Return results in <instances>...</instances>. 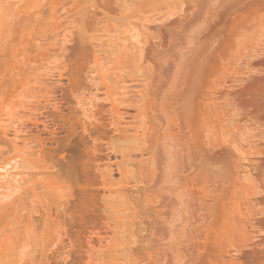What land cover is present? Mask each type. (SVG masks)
Segmentation results:
<instances>
[{
	"label": "rangeland",
	"instance_id": "374dc122",
	"mask_svg": "<svg viewBox=\"0 0 264 264\" xmlns=\"http://www.w3.org/2000/svg\"><path fill=\"white\" fill-rule=\"evenodd\" d=\"M51 1L0 0L1 39L38 56L12 108L19 77L0 67V134L30 154L0 144V207L26 192L20 229L31 212L20 264H264L248 219L264 209V87L246 93L264 78V0ZM190 88L210 134L185 117Z\"/></svg>",
	"mask_w": 264,
	"mask_h": 264
},
{
	"label": "bare ground",
	"instance_id": "6f19581e",
	"mask_svg": "<svg viewBox=\"0 0 264 264\" xmlns=\"http://www.w3.org/2000/svg\"><path fill=\"white\" fill-rule=\"evenodd\" d=\"M53 1V0H52ZM51 1V2H52ZM221 1V0H220ZM223 1V0H222ZM220 2V3H223V2ZM232 1V0H231ZM234 1V0H233ZM262 2V1H261ZM57 5V3L55 4ZM62 6V5H61ZM53 2L51 3V10L53 9ZM251 10H253V8H250ZM54 11V9H53ZM56 12V10H55ZM243 21V20H242ZM239 22V21H238ZM237 22V23H238ZM241 22V21H240ZM239 22V23H240ZM243 24V23H241ZM239 24L238 26H236L237 28L241 27L242 25ZM201 25V24H200ZM202 27V26H201ZM236 28V29H237ZM7 32V30H6ZM20 36H24L25 33L23 34L22 31H20ZM3 34V33H2ZM5 36L2 37L3 38H6V40H8L9 38V35L7 33L4 32ZM10 34V32H9ZM20 37V38H21ZM1 39V37H0ZM1 39V40H2ZM4 40V39H3ZM5 41V40H4ZM10 41V40H8ZM3 42V41H1ZM6 42V41H5ZM12 41L10 42H7L5 44H3V49H1L0 53L2 52V54H0L2 57V61H0V67H2L5 71V73L7 75H9L10 78L14 77V76H17L19 77L18 81L11 87L7 90V92L5 93V97H6V101L9 99V101H7V104L5 103V100L2 99L1 100V105H3L4 107H6L7 105L8 106H13V104L11 105L10 103H12V100L17 97L20 99V96L22 97L23 95H27V94H30L29 92L31 91V89L28 87L27 88V85L30 86L28 83L29 80H27V78H25L23 75H24V71L22 69L23 66H29L27 64H32L34 63V60L36 58H38V56L34 59H31L30 62L29 61V58H25L26 56L24 55L25 52H23L22 50L18 49L19 47V43H11ZM5 45V46H4ZM1 46V45H0ZM2 48V47H1ZM49 56V55H48ZM19 57V58H18ZM29 68V67H27ZM25 69V68H24ZM31 69V68H30ZM13 70H15V75H13ZM28 70V69H27ZM26 72V71H25ZM262 80V79H261ZM258 83V82H257ZM257 87V88H256ZM263 88L264 87V78L261 82H259L257 85H252L250 87H248V91L246 92L248 95H253V92L255 89H258V88ZM27 88V89H26ZM30 89V90H29ZM263 90V89H262ZM261 89L259 91H262ZM256 93V92H255ZM260 93V92H259ZM32 94V93H31ZM251 95V96H252ZM260 96V94H259ZM186 100H185V117L187 118V121H189V123L193 122L194 120H196L197 118L199 119V117L201 116V122H200V125H201V128L204 132H206L207 134H210L211 133V128H212V113H213V109L210 105V103L207 101L203 104L202 108H200L202 111H200L197 106V104L195 105V102H194V98H193V91L192 89L190 88V91L188 93V95L186 96ZM255 97V96H254ZM254 97H251V102L249 100V104H254L255 107H256V104L254 102V100L252 98ZM8 98V99H7ZM250 98V97H249ZM257 98V97H256ZM260 98V97H259ZM12 99V100H11ZM22 99V98H21ZM264 99V98H263ZM262 99V100H263ZM253 100V101H252ZM256 100V99H255ZM257 101V100H256ZM261 101V100H259ZM264 101H262L263 103ZM260 104V102H258ZM10 104V105H9ZM21 104V103H20ZM252 104H251V107H252ZM259 104H257L259 106ZM264 104V103H263ZM15 105V104H14ZM17 105V104H16ZM262 105V104H261ZM257 106V107H258ZM264 106V105H263ZM14 107V106H13ZM22 107V106H21ZM54 107V106H53ZM256 107V108H257ZM12 108V107H11ZM255 109V108H254ZM54 110V109H53ZM257 110V109H256ZM58 111V110H57ZM263 115V114H262ZM23 116V115H22ZM262 117V116H261ZM263 120H264V115H263ZM65 121V120H64ZM62 122V121H61ZM153 124H151V126L149 127V132L148 134H145V132H143L140 136L142 139L143 142L142 144H146V141H151L152 140V134H153ZM145 131V130H143ZM3 132V131H2ZM147 133V132H146ZM1 134H4V136H2ZM0 135V144H6V143H9V147H10V152H12L16 157H22L20 156V154H24V155H30L25 149L24 147H26V144H25V140L22 139V141L20 140V142H22V146H18L17 142H16V138H17V135L16 133L14 134V138H15V141H11L9 142L7 139H5V133H1ZM262 133H260L259 135H261ZM154 135V134H153ZM264 136V135H262ZM4 137V138H3ZM1 147V146H0ZM7 152V151H6ZM2 154L3 151L0 149V156H3ZM75 160V161H73ZM72 162H71V165L68 169H66V171H64V174H65V177H68V178H78L79 176H82L83 174L85 175V173L88 171L86 166H84L83 164H78L76 159H73ZM209 167V165H207ZM211 167V166H210ZM87 170V171H86ZM0 177H3V175H0ZM52 179V178H51ZM17 182V181H16ZM49 185L51 184V196L53 195H58L59 197H62L63 195H59L58 193H55L53 194V192L55 191H60L62 192L63 189L57 185V183L53 180H51V182H49ZM20 186H16V191H19L20 189L18 188ZM46 187V186H45ZM32 192L34 191L33 188L30 189ZM14 192V193H15ZM83 192V195L81 197H83V199H85L84 197H87L86 193L84 191ZM82 194V193H80ZM86 194V195H85ZM260 195V194H259ZM11 195H3V199H6L8 200V202L6 204H4L3 206L0 207V264H20V261H21V258L19 256H21L20 254L22 252L19 253V250L24 246L22 244V242L24 241H20L18 239V235L20 234H23L24 237H25V234L29 233L31 231V222H30V216H29V213H31L29 210L27 212V214L25 215L26 217V223H24L22 226H21V229L19 227V224L21 223L20 221V218L19 216L17 215L19 212H22L25 210V204H24V200H25V196H26V192H23V193H20L18 194L17 196H14L12 198L9 199ZM33 197H38V195L36 193H33V195L31 196V198ZM86 200V199H85ZM86 202V201H85ZM234 204V203H232ZM86 203L82 202L80 203L79 205V211L80 210H83L82 212L84 213L85 210H87L86 208ZM235 205V204H234ZM234 205H232L234 207ZM236 209L239 208L238 205H235ZM31 208V206H30ZM251 209V208H250ZM253 209V208H252ZM257 209V207L255 208ZM259 210V209H257ZM238 211V210H237ZM247 211H249L247 209ZM252 211V210H251ZM255 211V210H253ZM252 211V212H253ZM86 212V211H85ZM233 212V211H232ZM239 212V211H238ZM81 213V212H80ZM248 214V213H247ZM251 217H249L247 215V217H249L248 219H252V220H255V223L256 224H262L263 226L261 227H264V209H260L259 211H255L253 213H250L249 214ZM257 216V217H256ZM262 219V222H260V220ZM259 219V221L257 220ZM248 221H251V220H248ZM254 223V224H255ZM251 224V223H250ZM248 224V225H250ZM253 225V223H252ZM252 228L254 226H251ZM250 227V228H251ZM256 228V226H255ZM259 229L257 230V232H259ZM253 230V229H252ZM259 233H261V236L264 235V230L260 231ZM257 234V235H260V234ZM258 237V236H257ZM264 236H262L263 238ZM261 238V239H262ZM260 239V240H261ZM260 244H258V247L261 246L262 250L260 249V253H262L263 255V250H264V238L262 239V243L261 241L259 242ZM257 247V248H258ZM258 250V249H257ZM262 251V252H261ZM259 253V254H260ZM261 256V255H260ZM264 257V256H263ZM249 260V259H248ZM248 260H246L248 262ZM254 261V260H253ZM252 261V262H253ZM246 262V263H247ZM250 262V261H249ZM248 264V263H247Z\"/></svg>",
	"mask_w": 264,
	"mask_h": 264
}]
</instances>
